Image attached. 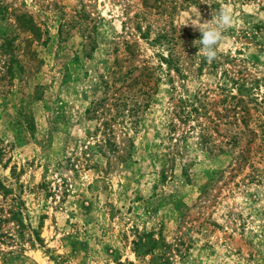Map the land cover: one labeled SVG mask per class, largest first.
Wrapping results in <instances>:
<instances>
[{
	"label": "rangeland",
	"instance_id": "rangeland-1",
	"mask_svg": "<svg viewBox=\"0 0 264 264\" xmlns=\"http://www.w3.org/2000/svg\"><path fill=\"white\" fill-rule=\"evenodd\" d=\"M202 2L212 59L196 5L0 0V264H264V0Z\"/></svg>",
	"mask_w": 264,
	"mask_h": 264
},
{
	"label": "trees",
	"instance_id": "trees-1",
	"mask_svg": "<svg viewBox=\"0 0 264 264\" xmlns=\"http://www.w3.org/2000/svg\"><path fill=\"white\" fill-rule=\"evenodd\" d=\"M204 0H142V5L143 7H146V12H143L142 16L140 17L139 21L142 20H146L147 16L146 13L148 11V8L151 9H155L158 11V13L160 12V16H170L173 12H175L176 10H182L186 7H189L191 5H202L205 6L206 4H203ZM212 2H210V7L214 5L215 2H213V0H211ZM149 28L150 25L147 26V29L144 31H141V26L140 24L137 22L136 23V29L139 32V36L141 38H146V34L149 33ZM174 39V37L172 36V33L169 32V30L167 29L166 24H162L157 26V30H155V37L153 38V42H159V43H165V44H169L170 46L172 45V40ZM172 47L171 46V50L169 52V54H167L165 57L164 56H160L162 58V60L164 61V63L168 66L171 67L174 62H175V58H174V54L172 52ZM127 48L129 49V47L127 46ZM176 69V68H175ZM143 71H145V76L147 78H150V76H152V72L150 70V68L148 67H143ZM126 78L122 77V81H124ZM237 93L238 94H242V90L237 88ZM121 95V94H120ZM119 95V96H120ZM111 98V96H110ZM107 100V97L104 99V101ZM187 116L189 115L188 113H186ZM189 117V116H188ZM106 142L108 143L109 147L113 146V144L108 140H106ZM8 191H6L7 193ZM15 203V201H14ZM5 213L9 214V218H5ZM22 214L21 209H17L16 207L13 210H7L5 211L2 207H0V224L2 222H6L9 219L12 220H17L16 219L18 216H20Z\"/></svg>",
	"mask_w": 264,
	"mask_h": 264
},
{
	"label": "clouds",
	"instance_id": "clouds-1",
	"mask_svg": "<svg viewBox=\"0 0 264 264\" xmlns=\"http://www.w3.org/2000/svg\"><path fill=\"white\" fill-rule=\"evenodd\" d=\"M187 23L198 26L201 32L199 38L201 51L208 59H212L217 55L216 45L222 38L224 28L232 23V17L226 10L218 11L215 18L201 23L200 12L197 6H194L181 25Z\"/></svg>",
	"mask_w": 264,
	"mask_h": 264
}]
</instances>
